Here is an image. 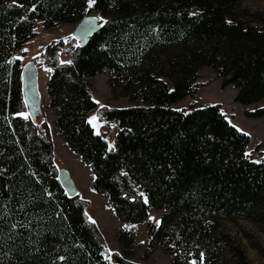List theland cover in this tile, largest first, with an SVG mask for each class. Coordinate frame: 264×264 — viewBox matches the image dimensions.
Wrapping results in <instances>:
<instances>
[{"label": "trees", "instance_id": "16d2710c", "mask_svg": "<svg viewBox=\"0 0 264 264\" xmlns=\"http://www.w3.org/2000/svg\"><path fill=\"white\" fill-rule=\"evenodd\" d=\"M243 1L0 0V264H139L108 251L88 203L60 184L50 130L42 114L35 122L28 115L14 56L39 24L54 29L93 14L107 23L85 45L69 43L71 63L59 60L62 41L40 55L52 69L47 92L57 135L89 167L92 190L117 220L134 226L151 209L163 212L148 225L145 259L162 249L173 264L199 253L202 264H251L220 227L256 220L264 209V152L259 162L248 158V135L220 105L173 108L196 95L203 68L222 89L235 88L236 104L264 100V11ZM100 74L109 75L114 99L131 104L98 109L100 121L118 127L114 149L88 121L97 108L90 81ZM244 116L263 118L264 106ZM134 239L135 230L118 236L122 249Z\"/></svg>", "mask_w": 264, "mask_h": 264}, {"label": "rangeland", "instance_id": "374dc122", "mask_svg": "<svg viewBox=\"0 0 264 264\" xmlns=\"http://www.w3.org/2000/svg\"><path fill=\"white\" fill-rule=\"evenodd\" d=\"M242 6L252 12L264 11V1L245 0ZM94 18L100 17L97 14L91 15ZM98 23L102 21L97 19ZM75 25H59L54 29H46L42 25L36 27V35L14 56L18 58L23 67L26 64L34 63L38 69V93L41 101L42 115L50 130L53 142V159L58 170H65L72 180L77 194L81 200L88 203L86 213L90 221L98 229L101 237L109 252L119 253L124 258L137 262L139 264H173L172 256L166 255L162 249H157L148 259L144 257V251L147 245L148 225H157L163 214L161 210L151 209L148 213L147 221L137 225L122 223L116 219L113 209L107 202L104 195L94 192L91 188L92 173L89 167L75 156L63 139L57 135L55 126V115L51 108L47 92V84L50 77V71H47L40 61L42 51L50 44L64 42L65 47L59 53V60L69 61V55L66 50L69 43L73 41ZM76 44L78 43L75 42ZM108 74H100L90 81L92 98L97 103L95 111L89 114L90 117H97L95 121L89 122L94 128L95 133L105 135L109 149H114L115 135L118 127L112 123H105L98 118V109L100 108H122L129 107L131 104L126 98L114 99L108 85ZM199 88L193 98H186L173 106L174 109H185L193 102H199L203 105H220L221 111L228 121L238 130L249 137L246 154L253 162L260 161V153L264 152V117L260 119H248L244 116L245 111H253L256 108L264 106V100L251 106H241L234 102L236 90L233 86L225 89L221 88V80L217 74L210 68H203L199 73ZM39 119V118H38ZM40 120V119H39ZM139 194H143L142 189L135 185ZM153 217L154 219H150ZM121 230H135L134 243L122 249L118 242V236ZM221 233L228 236L236 246L243 252L251 264H264V209L261 210L257 219L253 221L238 220L236 222H222ZM192 260L189 264H192ZM197 264H202V258L196 260Z\"/></svg>", "mask_w": 264, "mask_h": 264}, {"label": "water", "instance_id": "95a60500", "mask_svg": "<svg viewBox=\"0 0 264 264\" xmlns=\"http://www.w3.org/2000/svg\"><path fill=\"white\" fill-rule=\"evenodd\" d=\"M101 27L97 19L88 16L81 20L75 29L74 38L80 46L87 43L88 39L93 36ZM22 90L24 102L28 110V115L32 121H36L41 115V101L38 93V69L34 63L26 64L21 70ZM58 179L62 187L69 196L77 195V190L70 179L68 173L60 169Z\"/></svg>", "mask_w": 264, "mask_h": 264}, {"label": "snow or ice", "instance_id": "6c2138e0", "mask_svg": "<svg viewBox=\"0 0 264 264\" xmlns=\"http://www.w3.org/2000/svg\"><path fill=\"white\" fill-rule=\"evenodd\" d=\"M16 2H17V0H13V4H15ZM94 2H95V0H88L89 7H91ZM191 15H196V13H191ZM96 19H99V20L104 21L105 23H107V21L104 19V17H97ZM61 63H71V61H61ZM47 71H52V69H47ZM17 115L24 116L25 119L28 118L27 117V114L26 113H23V112L17 113ZM96 119H97V117H95V116L90 117L89 118V122L95 121ZM241 131H243V130H241ZM257 162H259V161H257ZM141 195H143V194H141ZM145 202H147V199L146 198H145ZM149 218L150 219H154L153 217H149ZM90 219H91V217H90ZM93 222H95V221H93ZM157 223H159V221H157ZM199 256L202 258L204 256V254L203 253H199ZM192 264H197V261L194 260L192 262Z\"/></svg>", "mask_w": 264, "mask_h": 264}]
</instances>
